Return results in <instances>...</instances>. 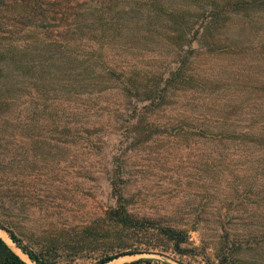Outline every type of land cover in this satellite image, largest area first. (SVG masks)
Returning a JSON list of instances; mask_svg holds the SVG:
<instances>
[{
	"label": "rangeland",
	"instance_id": "rangeland-1",
	"mask_svg": "<svg viewBox=\"0 0 264 264\" xmlns=\"http://www.w3.org/2000/svg\"><path fill=\"white\" fill-rule=\"evenodd\" d=\"M174 1L167 8L198 9V0ZM242 1L222 23L195 18L184 32L163 13H120L117 23L60 38L69 45L66 73L51 63L62 49L41 41L25 54L46 65L40 77V69H7L2 219L23 243L59 264H91L93 251L68 245L101 225L121 194L131 212L187 238L176 249L151 231L154 252L103 264L141 256L264 264V143L256 142L264 134V0ZM27 32L3 41L30 46ZM0 235L36 264L6 230Z\"/></svg>",
	"mask_w": 264,
	"mask_h": 264
},
{
	"label": "trees",
	"instance_id": "trees-1",
	"mask_svg": "<svg viewBox=\"0 0 264 264\" xmlns=\"http://www.w3.org/2000/svg\"><path fill=\"white\" fill-rule=\"evenodd\" d=\"M127 2L128 0H0V82L6 83L5 79H9L8 74L10 73L6 72L8 68L19 67V71L23 73L30 70L33 73L40 69L38 73L40 77V73L46 70V65L42 62L39 66V63L34 59L25 56L31 50L36 51L37 48L33 45L40 41L46 45H57V49H62V56L52 60L51 63L56 64L60 72H68L71 64L64 55L68 53L69 45H62V42L58 43L62 41L60 38L67 36L69 31L70 33L79 30L94 32L98 24L105 27L111 24L113 20L117 23L118 14L120 13H131L133 11L138 19L142 17L145 19L154 18L163 13L165 17L173 19V22H177L179 19L185 26H178L177 28L184 32L188 27V23L195 18L209 17L206 27L222 23L231 15L229 5L232 3L239 4L243 1L198 0V9L192 11L167 8L168 5L177 3L174 0H135L134 7L130 6V4L126 6ZM156 4L163 5V7L157 6L159 7V10H157ZM180 24L177 22V25ZM136 25H133L135 29H137ZM20 30L28 31L26 35L32 37L30 46L27 44L28 39L26 42L24 41L26 38L22 40V44L14 41H3V38H15V33ZM37 55L38 53H33L32 57ZM43 75H46V73ZM61 78L66 82L67 76L65 77L64 75ZM258 138L256 142L264 143V134H258ZM5 167L3 149L0 147V228L6 230L16 245L36 264H59L57 260L42 254L41 249L37 251L28 247L27 244L22 242L13 227L6 224L2 219L3 215H5L3 212V201L5 196H7L2 178ZM117 183L116 180L113 181L114 189L119 192ZM103 220L101 225L90 229L86 228L85 232L88 235H81L82 238L75 241L74 245H64L91 250L95 258L91 264H103L124 254L154 252L159 243L157 244L152 239L148 240L147 234H150L151 231L153 232L152 235H158L171 241L176 249H179L180 243L187 238L186 232L181 228L173 225H163L151 216L131 212L127 207L125 198L121 194L117 204L104 212ZM88 236L91 237L90 243L87 241ZM0 264L30 263L0 235ZM121 264L174 263L157 261L151 257L141 256Z\"/></svg>",
	"mask_w": 264,
	"mask_h": 264
}]
</instances>
